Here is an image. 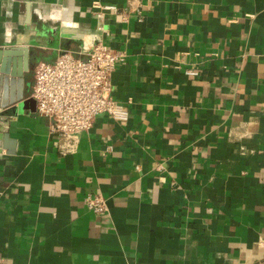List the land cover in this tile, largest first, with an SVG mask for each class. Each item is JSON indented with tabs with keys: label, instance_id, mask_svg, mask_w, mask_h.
Listing matches in <instances>:
<instances>
[{
	"label": "crops",
	"instance_id": "1",
	"mask_svg": "<svg viewBox=\"0 0 264 264\" xmlns=\"http://www.w3.org/2000/svg\"><path fill=\"white\" fill-rule=\"evenodd\" d=\"M97 39L127 53L111 82L128 119L97 116L61 155L33 68ZM9 49L0 264H264V0H0Z\"/></svg>",
	"mask_w": 264,
	"mask_h": 264
},
{
	"label": "built area",
	"instance_id": "2",
	"mask_svg": "<svg viewBox=\"0 0 264 264\" xmlns=\"http://www.w3.org/2000/svg\"><path fill=\"white\" fill-rule=\"evenodd\" d=\"M92 8L101 19L106 12L116 11L114 6L98 2ZM126 59L124 50L97 39L80 50H62L52 61L34 65L31 98L35 112L47 121L61 155L76 152L80 136L90 129L97 116L105 115L115 122L128 119L126 108L112 97L111 82L114 70ZM84 203L94 214L107 213L106 201L100 194L86 195Z\"/></svg>",
	"mask_w": 264,
	"mask_h": 264
},
{
	"label": "water",
	"instance_id": "3",
	"mask_svg": "<svg viewBox=\"0 0 264 264\" xmlns=\"http://www.w3.org/2000/svg\"><path fill=\"white\" fill-rule=\"evenodd\" d=\"M20 51L23 50H0V72L5 73L7 71L9 56H14L17 53H20ZM20 99L21 95L19 94L17 98L10 99V101H0V121H2L0 122V124H7V122L10 121V118H8V120H5L3 117H11L10 115L16 112L18 106L15 105ZM1 132L2 131H0V149H4L7 154H12L13 140L9 138V135L6 131H3L2 133Z\"/></svg>",
	"mask_w": 264,
	"mask_h": 264
}]
</instances>
